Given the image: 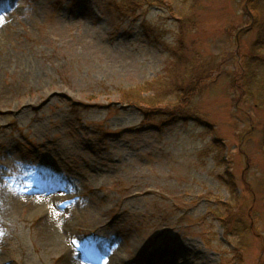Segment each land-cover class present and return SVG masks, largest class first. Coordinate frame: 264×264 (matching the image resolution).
Here are the masks:
<instances>
[{"label":"rangeland","instance_id":"1","mask_svg":"<svg viewBox=\"0 0 264 264\" xmlns=\"http://www.w3.org/2000/svg\"><path fill=\"white\" fill-rule=\"evenodd\" d=\"M243 1L202 0L185 44L211 79L205 123L164 126L120 97L165 75L186 0L151 8V38L97 0H0V264L66 262L42 242L40 195L65 209L81 264L105 245L113 264H264V106L233 82L257 40Z\"/></svg>","mask_w":264,"mask_h":264},{"label":"trees","instance_id":"2","mask_svg":"<svg viewBox=\"0 0 264 264\" xmlns=\"http://www.w3.org/2000/svg\"><path fill=\"white\" fill-rule=\"evenodd\" d=\"M97 2L105 13L111 14L112 11L111 16L119 21V30L121 27L130 29L137 27L149 38L151 37L147 35L146 27L151 28L152 24H149L147 16L154 5L162 4V0H97ZM201 2L202 0H186L185 8H188L178 13L180 32L176 35L175 44L170 47L171 55L167 61L165 75L136 88L124 92L121 90V93L123 92L120 97L121 103L140 111L144 123L150 120L158 121L164 126L188 121L200 125L205 123L194 109V100L201 96L211 79L205 81L199 74L194 76L199 68L187 56L185 44L187 31L198 28L196 15ZM260 3H264V0L243 1L245 12L252 20L247 30L257 29V40L250 51L238 54L240 69L235 72L233 82L234 86L240 89L238 100L241 101L248 95L259 101L260 105L259 103L256 105L264 106V7L261 9L263 15H257L255 10V5L259 6ZM151 40L154 41L155 37ZM214 72L212 71L211 75ZM261 134L264 146V125ZM218 142L219 140H215L213 145L219 146ZM233 184L231 181L228 186L233 189ZM228 211L233 214L234 207L229 205ZM237 232L244 236L248 233L246 228L237 229Z\"/></svg>","mask_w":264,"mask_h":264},{"label":"bare ground","instance_id":"3","mask_svg":"<svg viewBox=\"0 0 264 264\" xmlns=\"http://www.w3.org/2000/svg\"><path fill=\"white\" fill-rule=\"evenodd\" d=\"M38 182H39V186L37 188L38 190L46 189V187H43L45 185L41 184L42 180L41 181L39 180ZM32 187L36 189L34 185H32ZM46 199H47L46 197L40 195L34 197L32 200L33 207H35L41 213H43L44 218L46 220V224L44 226V228L45 227L46 228H45V232L43 233L44 241H42L44 247L49 251L56 253L58 256L66 258V262L64 264H81L79 263V257L80 256L83 257L84 252L82 253L80 252L81 255L80 254L75 255L72 249L70 248V243L74 236L71 233V228L69 227L70 221H67V218L63 215V213H65L64 212L65 209L63 210V209L55 208L54 210L53 207L46 208V203L44 202ZM59 203L61 204V202ZM93 248L94 247H92V249ZM188 248L189 247H187V249ZM184 255L185 256L181 257L182 264H199L194 262L195 258L189 257V255L187 254ZM118 257L119 255L114 250L112 251V248L106 245L103 246L101 249H99L97 253V258H99L102 261V264H113L115 262H118L117 260Z\"/></svg>","mask_w":264,"mask_h":264}]
</instances>
